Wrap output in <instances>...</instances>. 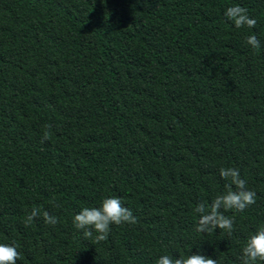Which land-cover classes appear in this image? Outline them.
Instances as JSON below:
<instances>
[{"label":"trees","instance_id":"16d2710c","mask_svg":"<svg viewBox=\"0 0 264 264\" xmlns=\"http://www.w3.org/2000/svg\"><path fill=\"white\" fill-rule=\"evenodd\" d=\"M237 4L255 28L226 19ZM221 168L257 194L224 212L231 236L196 231L195 208L226 191ZM108 197L137 223L85 239L74 216ZM260 228L264 0H0V243L19 245L17 264H241Z\"/></svg>","mask_w":264,"mask_h":264},{"label":"clouds","instance_id":"9594fccd","mask_svg":"<svg viewBox=\"0 0 264 264\" xmlns=\"http://www.w3.org/2000/svg\"><path fill=\"white\" fill-rule=\"evenodd\" d=\"M224 16L227 20L232 21L236 28L247 27L252 29L257 25V20L251 18L248 10L239 4L227 7ZM246 42L253 50L261 47L256 35H249ZM44 129L41 143L51 138V125L45 124ZM220 176L226 181L224 185L226 191L224 194L216 196L210 205L200 203L195 208V212L200 214L196 231L212 233L219 228L226 230L231 236L235 218L225 216L224 212L230 210L242 212L248 206L256 203L257 194L247 188V182L241 178L237 168H221ZM233 186H235V190ZM56 206L60 207L58 204ZM40 216L41 209L33 207L24 220V226H31L34 220ZM42 218L46 224L53 227L60 222L58 217L51 215L48 211H43ZM136 223L137 218L133 212L125 207L118 197L103 199L99 207H84L73 219L75 229L81 231L85 239H94L95 243L108 239L112 225ZM18 248L19 245L15 242L12 244L0 243V264H17V261L22 259ZM239 259L241 264H257V261H264V228H260L254 235L250 236ZM156 264H217V260L201 254H191L186 258L181 255L179 259L162 255L156 260Z\"/></svg>","mask_w":264,"mask_h":264}]
</instances>
